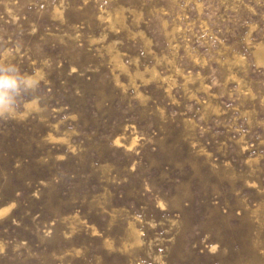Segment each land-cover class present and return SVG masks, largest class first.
<instances>
[{
	"label": "rangeland",
	"instance_id": "obj_1",
	"mask_svg": "<svg viewBox=\"0 0 264 264\" xmlns=\"http://www.w3.org/2000/svg\"><path fill=\"white\" fill-rule=\"evenodd\" d=\"M6 54L0 264H264V0H0Z\"/></svg>",
	"mask_w": 264,
	"mask_h": 264
},
{
	"label": "clouds",
	"instance_id": "obj_2",
	"mask_svg": "<svg viewBox=\"0 0 264 264\" xmlns=\"http://www.w3.org/2000/svg\"><path fill=\"white\" fill-rule=\"evenodd\" d=\"M43 79L39 73L22 71L11 54L0 58V120L19 119L29 102L31 111H40Z\"/></svg>",
	"mask_w": 264,
	"mask_h": 264
}]
</instances>
